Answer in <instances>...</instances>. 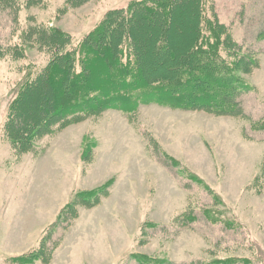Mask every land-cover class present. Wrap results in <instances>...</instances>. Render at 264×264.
<instances>
[{"label":"rangeland","instance_id":"rangeland-1","mask_svg":"<svg viewBox=\"0 0 264 264\" xmlns=\"http://www.w3.org/2000/svg\"><path fill=\"white\" fill-rule=\"evenodd\" d=\"M21 1L9 16L0 8V47L22 46L25 54L0 53V264H140L137 255L264 264V0L203 4L206 18L228 26L234 54L221 55L239 62L237 88L250 86L238 111L215 112L216 101L187 109L143 97L129 109L75 114L71 124L20 142L5 130L11 102L49 62L26 33L57 28L77 48L111 9L137 0ZM189 12L185 2L177 17ZM191 15L172 27L181 51ZM142 30V51L159 75L163 61L149 49L158 35ZM47 82L28 90L22 104H32L19 127L42 124L40 110L55 94Z\"/></svg>","mask_w":264,"mask_h":264},{"label":"trees","instance_id":"trees-1","mask_svg":"<svg viewBox=\"0 0 264 264\" xmlns=\"http://www.w3.org/2000/svg\"><path fill=\"white\" fill-rule=\"evenodd\" d=\"M82 1L84 0H68L67 3L73 6ZM20 2L22 1L0 0V8L4 6L9 16L17 11ZM185 2L193 5L194 16L189 12L190 14L186 13L180 19L177 14ZM204 2L205 0H137L127 7L111 9L77 48L69 47L72 44L71 35L57 28L41 25L34 31L27 32L26 41L41 44V48L48 52L49 62L36 79L24 82L18 97L11 102L9 119L5 123L7 134L14 141L18 139L21 142L29 134H48L71 124L75 114H97L108 107L125 110L129 109L128 103L141 101L143 97L150 102L156 100L187 109L203 108L210 106L211 101H216L218 104L212 106L215 112L238 111V96L248 91L250 86L237 88L239 80L233 71L239 62L237 59L230 61L221 55L222 51L233 53L230 31L217 16L215 21L206 18ZM186 15H191V23L189 27L182 25L185 30L179 35L182 46L186 48L181 51L172 27L179 26L177 21L182 24ZM143 26L151 28L158 35V38H153L151 33L149 49L153 47L154 56L163 61L161 64L164 68L159 75L148 65L152 58L142 51L143 45L148 43L143 44ZM0 33L2 43L3 27L0 28ZM260 34L264 36V30ZM9 49L15 55L21 52L25 56L22 46L6 49L0 47V53ZM43 79L48 80L47 89L54 90L55 94L49 104L43 105L40 110L44 117L41 119L42 124L35 130L31 128L34 127L31 122L25 128L19 127V121L24 120V114L28 116L32 104H22L24 97L28 98V90L34 84L35 87L40 85ZM218 89L222 92L219 95L216 92ZM44 91L39 90L38 93ZM219 97L220 100L217 99ZM219 104L226 106L219 107ZM13 123L16 128L10 127ZM52 123L58 126L54 128ZM137 258L140 264H172L146 255H137Z\"/></svg>","mask_w":264,"mask_h":264}]
</instances>
